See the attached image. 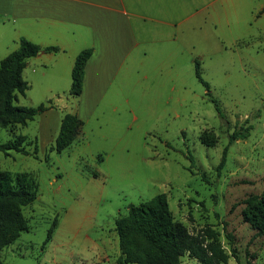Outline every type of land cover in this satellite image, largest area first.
<instances>
[{"label": "rangeland", "instance_id": "rangeland-1", "mask_svg": "<svg viewBox=\"0 0 264 264\" xmlns=\"http://www.w3.org/2000/svg\"><path fill=\"white\" fill-rule=\"evenodd\" d=\"M242 30L244 42L198 59L209 92L196 72L185 70L181 106L135 110L120 130L110 122L103 134L113 142L98 139L96 118L87 126L88 140L62 153L55 144L44 147L35 122L26 129L0 128V144L15 134L33 137L30 155L0 151V171L14 178L31 173L42 195L35 212L24 209L28 232L0 251L3 263L118 264L115 220L130 205L165 195L175 222L192 235L204 240L214 230L229 255L226 234L234 236L239 262L230 256L228 264H264V235L242 218L243 202L264 191V11ZM63 96L70 93L55 98ZM36 99L37 91H28L15 104L35 107ZM112 119L123 126L120 114ZM241 129H249V137L229 145ZM51 181H58L53 188ZM182 264L199 262L186 254Z\"/></svg>", "mask_w": 264, "mask_h": 264}, {"label": "crops", "instance_id": "crops-1", "mask_svg": "<svg viewBox=\"0 0 264 264\" xmlns=\"http://www.w3.org/2000/svg\"><path fill=\"white\" fill-rule=\"evenodd\" d=\"M262 11L264 3L255 0H0V62L19 49L22 38L39 46L22 75L28 91H37L36 105H51L27 125L13 128L35 122L37 138L42 134L44 147L53 148L65 115L73 114L83 126L67 149L88 140L86 129L94 118L98 139L113 142L103 134L104 126L113 122L120 130L127 114L142 108L180 107L184 71L191 75L198 59L244 42L242 26ZM49 47L59 51H43ZM88 49L92 54L80 96L55 98L70 92L76 59ZM115 114L123 126L114 122ZM56 182L51 181L52 188ZM40 202L38 191L29 207L35 212Z\"/></svg>", "mask_w": 264, "mask_h": 264}, {"label": "trees", "instance_id": "trees-1", "mask_svg": "<svg viewBox=\"0 0 264 264\" xmlns=\"http://www.w3.org/2000/svg\"><path fill=\"white\" fill-rule=\"evenodd\" d=\"M40 51L39 46L22 38L19 49L0 62V128L25 126L37 115L51 108V105L47 104L37 107H22L15 104L18 95L24 96L30 89L22 75L27 60L36 57ZM43 51L58 52L59 49L49 47ZM91 54L92 50H84L76 59L69 92L73 97L80 96L82 92L84 70ZM199 64L197 62L195 67L196 77L209 92V84L203 79ZM82 126L83 122L75 115H65L55 150L61 153L70 147L81 133ZM249 135V129L235 131L230 136L229 145L247 139ZM29 145L31 144L27 143V138L20 135L12 141L0 144V151L6 155H9L10 151L30 155L26 150ZM229 145L224 150L218 171L225 166ZM37 152L36 146L34 155ZM31 177L29 174L21 173L14 178L9 172L0 171V251L28 232V220L24 209L32 205L38 195L37 182ZM243 204L245 205L242 210L243 221L256 230L257 235H264V191L261 195L250 196ZM115 227L121 250L118 264H182V258L186 254L196 259L199 264H228L230 256L239 262L234 248L235 239L231 233L226 234L232 250L229 255L221 244L219 233L209 230L204 240H201L189 233L185 226L175 222L165 195H158L139 205H130L128 213L115 221ZM51 234L50 230L48 239ZM0 264H4L1 258Z\"/></svg>", "mask_w": 264, "mask_h": 264}, {"label": "water", "instance_id": "water-1", "mask_svg": "<svg viewBox=\"0 0 264 264\" xmlns=\"http://www.w3.org/2000/svg\"><path fill=\"white\" fill-rule=\"evenodd\" d=\"M40 53V52H39Z\"/></svg>", "mask_w": 264, "mask_h": 264}]
</instances>
